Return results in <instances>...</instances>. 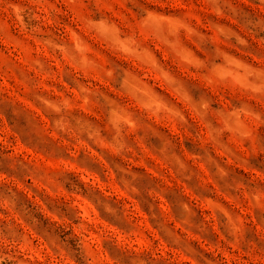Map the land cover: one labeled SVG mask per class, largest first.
<instances>
[{
	"label": "clouds",
	"instance_id": "9594fccd",
	"mask_svg": "<svg viewBox=\"0 0 264 264\" xmlns=\"http://www.w3.org/2000/svg\"><path fill=\"white\" fill-rule=\"evenodd\" d=\"M0 264H264V0H0Z\"/></svg>",
	"mask_w": 264,
	"mask_h": 264
},
{
	"label": "rangeland",
	"instance_id": "374dc122",
	"mask_svg": "<svg viewBox=\"0 0 264 264\" xmlns=\"http://www.w3.org/2000/svg\"><path fill=\"white\" fill-rule=\"evenodd\" d=\"M10 128H11V125H9V129ZM9 139H11V136H9ZM177 195H179V193H177ZM141 215H143V213H141ZM142 223L145 224L146 227H149V228L151 227V225L147 223V217H145V220L142 221ZM141 242H143V241H141Z\"/></svg>",
	"mask_w": 264,
	"mask_h": 264
}]
</instances>
